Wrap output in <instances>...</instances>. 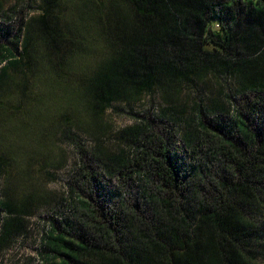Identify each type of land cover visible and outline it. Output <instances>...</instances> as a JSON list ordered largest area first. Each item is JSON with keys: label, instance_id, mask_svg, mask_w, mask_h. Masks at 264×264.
Listing matches in <instances>:
<instances>
[{"label": "trees", "instance_id": "obj_1", "mask_svg": "<svg viewBox=\"0 0 264 264\" xmlns=\"http://www.w3.org/2000/svg\"><path fill=\"white\" fill-rule=\"evenodd\" d=\"M34 7L0 25V244L66 142L76 160L36 264H264V0L11 11ZM156 93L166 106L122 131L127 147L85 143L108 109Z\"/></svg>", "mask_w": 264, "mask_h": 264}, {"label": "rangeland", "instance_id": "obj_2", "mask_svg": "<svg viewBox=\"0 0 264 264\" xmlns=\"http://www.w3.org/2000/svg\"><path fill=\"white\" fill-rule=\"evenodd\" d=\"M17 3L18 0H4L2 8H0L1 26L11 25L13 29H17L20 24V16L25 18L27 15H33L36 11L34 7L23 10L21 14L20 11L15 14L11 9ZM189 96L193 98L194 93L187 90L181 95L179 104H184L187 99H190ZM164 106L166 104L163 101V96L159 93L153 96H142L131 105V110L123 105L108 109L101 117L98 129L92 131L93 135H89L92 128L86 129L87 134L81 133V135L89 146L95 144L96 140H93V138L98 136L101 138L104 148L127 147L120 138L122 131L140 123L142 120L141 115L145 111L157 114L159 109ZM135 114H139V116L137 117ZM56 153L52 167L47 170V176L37 178L36 187L39 190V197H43L42 200L36 208L30 209L28 213L23 212L19 216L20 221L14 227L13 237L8 242L0 244V264H36L40 260L39 247L42 233L51 227L50 218L55 215V211L63 210V197H65L68 190V180L76 160L74 149L69 143H61ZM100 178L112 186L119 184L118 177L107 180L106 177L100 175ZM24 188H26L25 185H23L21 191H24Z\"/></svg>", "mask_w": 264, "mask_h": 264}]
</instances>
